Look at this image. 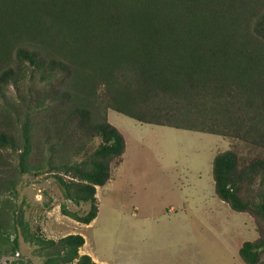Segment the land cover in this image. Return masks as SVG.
I'll use <instances>...</instances> for the list:
<instances>
[{
  "label": "trees",
  "instance_id": "16d2710c",
  "mask_svg": "<svg viewBox=\"0 0 264 264\" xmlns=\"http://www.w3.org/2000/svg\"><path fill=\"white\" fill-rule=\"evenodd\" d=\"M110 109L264 150V0H0V195L52 172L67 199L90 203L62 212L91 223L127 145ZM213 177L257 224L240 256L264 264V154L220 151ZM31 241L44 264H104L80 252L82 233Z\"/></svg>",
  "mask_w": 264,
  "mask_h": 264
},
{
  "label": "rangeland",
  "instance_id": "374dc122",
  "mask_svg": "<svg viewBox=\"0 0 264 264\" xmlns=\"http://www.w3.org/2000/svg\"><path fill=\"white\" fill-rule=\"evenodd\" d=\"M109 120L127 145L110 180L97 186L96 218L86 224L62 212L63 202L79 214L90 203L67 199L52 172L23 173L16 193L0 195V203L12 206L11 224L0 232V264H44L32 233L55 239L82 233L80 252L108 264H247L239 248L258 238L257 224L217 195L213 160L226 149L246 158L264 150L239 137L143 122L115 109Z\"/></svg>",
  "mask_w": 264,
  "mask_h": 264
},
{
  "label": "crops",
  "instance_id": "0c3cea01",
  "mask_svg": "<svg viewBox=\"0 0 264 264\" xmlns=\"http://www.w3.org/2000/svg\"><path fill=\"white\" fill-rule=\"evenodd\" d=\"M95 258V260H97L99 263H104V264H108V262L107 261H105V260H100L99 258H97V256H95V255H93Z\"/></svg>",
  "mask_w": 264,
  "mask_h": 264
}]
</instances>
